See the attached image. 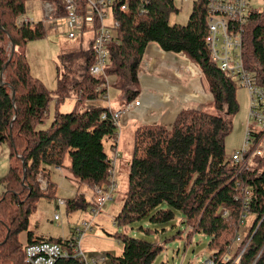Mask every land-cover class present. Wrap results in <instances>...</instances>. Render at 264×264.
<instances>
[{
  "label": "trees",
  "instance_id": "1",
  "mask_svg": "<svg viewBox=\"0 0 264 264\" xmlns=\"http://www.w3.org/2000/svg\"><path fill=\"white\" fill-rule=\"evenodd\" d=\"M24 1L0 0V143L6 142L10 148L9 165L0 178L4 188L0 192V264H26L24 244L19 241L22 231H27V243L47 240L67 244L68 239L34 236L28 230L37 202L57 199L51 167H66L87 187L108 183L111 164L105 141L113 147L117 126L110 108L93 101L106 92L105 76H115L126 103L136 97L139 66L148 42H157L165 51L182 52L197 63L218 111L225 106L233 116L239 109L238 86L211 60L207 47L206 0L193 1L185 23L168 21L169 15L178 11L173 0H115L112 12L118 22L117 35L108 43L109 63L104 74L88 72L93 62L89 42L87 47L62 54L66 70L69 65L78 75L69 77L64 72L54 90L31 74L26 54L17 51L29 41L45 37L41 21L17 24V17L25 13ZM44 1L51 4L52 16L65 14L64 0ZM86 1L75 0L82 15ZM141 2L145 12L139 11ZM243 30L244 65L264 87V10L253 8ZM11 43L14 51L9 58ZM69 94L76 96L78 105L84 103V108L58 111ZM50 101L56 107L54 115L46 127H39L48 117ZM231 128V122L221 114L198 108L182 109L171 127L160 123L136 126L127 189L114 221L129 225L148 216L151 223H163L171 221L179 210L185 229H194L187 230L186 236L202 232L210 237L208 250L221 254L231 244L246 210L254 219L240 246L248 242L240 264H264V153L251 156L246 163L233 162L225 151V137ZM39 178L46 180V189L41 188ZM86 201L84 194L66 199V211L87 210L91 202ZM116 238L122 251L108 256L119 264H155L162 249L137 236L117 234ZM54 264L82 263L68 256Z\"/></svg>",
  "mask_w": 264,
  "mask_h": 264
},
{
  "label": "rangeland",
  "instance_id": "2",
  "mask_svg": "<svg viewBox=\"0 0 264 264\" xmlns=\"http://www.w3.org/2000/svg\"><path fill=\"white\" fill-rule=\"evenodd\" d=\"M39 1L40 0H25V15L33 19L35 23L38 21L42 22L45 29V37L31 40L28 42L26 48L24 46L23 48H18L17 51H23L26 54L31 74L37 77L48 90H54L56 88V80L60 75L66 72L69 77H72L74 73L71 72V66L69 65L66 70L67 67H65L62 54L80 49L81 46L79 43L83 48L87 46L92 32L87 30L73 40L68 39L65 32L59 31L57 26L45 20V10H43L42 4H40ZM173 1L178 11L172 12L169 15L168 21L170 23H185L194 0ZM252 5L255 9L264 10V0H252ZM87 26H90V21ZM9 48L10 43L7 42L6 49L9 51ZM77 75L78 72H75L74 76ZM107 77L109 79V100L110 102H114L115 99L120 98L122 92L118 86L110 85V76ZM236 96L239 109L233 116L227 113L225 106L220 111L213 105L211 108L204 110L214 114H221L225 120L231 122L232 128L225 137V151L227 154H230L233 150H240L242 148L243 136L249 113V95L246 88L242 86L238 87ZM75 99L76 96L74 94H69V96L58 105L57 110L60 112H71L78 109L81 103L78 105ZM93 103L107 106V102L102 98L94 100ZM49 105L50 114H48L44 123L38 125L39 127H46L54 115L56 109L54 102L50 101ZM83 105L84 103L80 106L81 109L84 108ZM250 126L253 127L252 124H250ZM132 136L133 129L127 130V132L125 131L123 144L124 152L118 163L116 173V189L112 198L107 200L105 204L100 207L99 211L93 212L92 204H89V207L87 205V210L79 207L69 212L66 211L65 204L58 206L57 199H72L81 194H84L87 200L86 202L90 201L92 203L97 194L94 186L87 187L77 182L73 177H71L73 179H70V177L60 175V173H69L66 167H51V179L56 183L55 196L57 199L47 200L46 198H42L37 202L36 208L29 216V229L35 230L38 234H50L55 238L67 239L73 232V227H81L82 222L88 220L91 221V228L86 230L80 238V248L85 258L104 257L106 263H108V255H118L122 251L121 241L116 238L117 234H127L155 242L162 246V249L156 256L155 264H159L160 262L164 264H202V260L205 258V254L208 251L210 237L202 232H195L188 238L186 236L187 229H185V225L181 222L183 215L179 210L175 212V217L171 221L163 223H151L148 220V216L141 220L134 221L129 225L117 224L114 221V216L122 205L124 193L127 189V168L133 149ZM105 145L109 153L107 141H105ZM260 148L263 154L264 139L260 143ZM9 152L10 148L8 144L6 142L0 143V178L4 176L7 171L9 165ZM64 162L67 164L68 158H66ZM54 170L60 171V173ZM3 189V185L0 182V192ZM55 214L59 215L58 219L54 218ZM253 219L254 217L252 214L249 213L246 215L244 225L242 226V232H245L250 227ZM99 264L104 263L100 262Z\"/></svg>",
  "mask_w": 264,
  "mask_h": 264
},
{
  "label": "built area",
  "instance_id": "3",
  "mask_svg": "<svg viewBox=\"0 0 264 264\" xmlns=\"http://www.w3.org/2000/svg\"><path fill=\"white\" fill-rule=\"evenodd\" d=\"M115 0H87L86 13L82 15L78 11L75 0H64L65 14L52 16L51 4L46 1L44 4L45 20L57 26L59 31L66 33L68 39H75L78 35L90 30L92 35L89 42L92 45L93 62L88 68L92 76L104 74V69L109 63L108 43L116 39L118 22L113 16L112 6ZM187 1V0H184ZM125 5L121 6L124 10ZM146 7L141 2L139 11L145 12ZM253 9L252 0H206V22L207 37L206 43L211 56V60L216 66L235 81L238 87L246 88L249 95V113L246 121L243 136L242 148L233 150L227 156L233 162H248L251 156L261 155L260 143L264 139V87L256 82L255 74L244 65L242 57L243 26L247 22L250 11ZM90 21V26L87 24ZM16 22L20 24H33V19L28 18L25 13L20 14ZM103 86L106 92L101 95L102 99H109V79L105 76ZM138 100L132 101V105H137ZM130 104L127 105V108ZM121 110L112 111L114 124L119 125ZM105 115L103 114V117ZM253 125V127L250 126ZM118 138V133L113 136L114 144ZM119 153L113 152L110 157V174L108 183L102 186H94L96 197L92 201L93 212L100 210L105 202L112 198L116 189L115 163ZM41 188L46 189L47 183L43 178H39ZM247 197L245 198V200ZM65 204V200L57 199V205ZM224 215L227 211L223 212ZM248 211L241 213L238 227L234 233L229 247L224 253L218 254L213 250H208L202 264H240L242 254L248 244L242 247L244 237L248 231L242 232L244 219ZM55 219L59 215H54ZM251 226V225H250ZM91 228V221H83L81 227H73V232L68 237L67 244L57 241H39L24 244V254L26 264H54L55 260L61 257H77L82 264H119L109 260L106 263L104 257L85 258L80 248V238L83 233ZM187 230H194L191 226ZM195 233V232H194Z\"/></svg>",
  "mask_w": 264,
  "mask_h": 264
},
{
  "label": "crops",
  "instance_id": "4",
  "mask_svg": "<svg viewBox=\"0 0 264 264\" xmlns=\"http://www.w3.org/2000/svg\"><path fill=\"white\" fill-rule=\"evenodd\" d=\"M39 2L44 10L46 1L40 0ZM79 45L83 47L80 43ZM109 78L110 85H115V77L110 76ZM124 100L121 95L114 102H110L109 99L105 100L111 111L121 110L117 128L118 138L115 144L112 138V149H110L111 142H107L109 157L113 155L114 151L119 153L114 167L115 173H117L118 163L124 152L125 131L134 130L136 126L147 123H160L170 127L182 109L207 110L213 105V96L200 66L182 52L163 50L155 41L147 43L141 58L138 71V93L132 100H138V104L132 105V101L126 103ZM128 104L130 106L127 108ZM48 109H50V105ZM57 172L60 173V171ZM60 175L73 179L70 172L68 174L60 173ZM29 228L28 230H31L34 236L55 238L50 234H38ZM19 241L22 244L27 242V231L19 233Z\"/></svg>",
  "mask_w": 264,
  "mask_h": 264
},
{
  "label": "water",
  "instance_id": "5",
  "mask_svg": "<svg viewBox=\"0 0 264 264\" xmlns=\"http://www.w3.org/2000/svg\"><path fill=\"white\" fill-rule=\"evenodd\" d=\"M13 51H14V44H13V43H11V50H10V55H9V58L11 57V55H12Z\"/></svg>",
  "mask_w": 264,
  "mask_h": 264
}]
</instances>
